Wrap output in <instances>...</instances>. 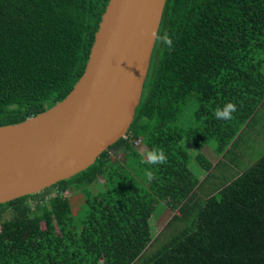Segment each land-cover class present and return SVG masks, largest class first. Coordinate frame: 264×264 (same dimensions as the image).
Segmentation results:
<instances>
[{
	"label": "trees",
	"instance_id": "obj_1",
	"mask_svg": "<svg viewBox=\"0 0 264 264\" xmlns=\"http://www.w3.org/2000/svg\"><path fill=\"white\" fill-rule=\"evenodd\" d=\"M108 2L0 0V125L70 93ZM158 34L173 46L156 42L127 137L72 178L0 204V264H264V154L203 194L264 106V0H167ZM229 101L233 119L217 120L213 110ZM138 140L168 162L141 163ZM71 185L85 198L79 218ZM161 205L175 211L165 239L151 223Z\"/></svg>",
	"mask_w": 264,
	"mask_h": 264
},
{
	"label": "water",
	"instance_id": "obj_2",
	"mask_svg": "<svg viewBox=\"0 0 264 264\" xmlns=\"http://www.w3.org/2000/svg\"><path fill=\"white\" fill-rule=\"evenodd\" d=\"M166 1L109 0L70 93L35 116L0 125V204L72 178L127 136Z\"/></svg>",
	"mask_w": 264,
	"mask_h": 264
},
{
	"label": "rangeland",
	"instance_id": "obj_3",
	"mask_svg": "<svg viewBox=\"0 0 264 264\" xmlns=\"http://www.w3.org/2000/svg\"><path fill=\"white\" fill-rule=\"evenodd\" d=\"M192 150L195 151L193 146ZM136 148L142 153L145 154L148 152L146 145L138 140L135 143ZM204 152L213 162L217 163L221 157L213 152V149L206 146ZM264 154V106L258 111L255 120L247 128V130L242 135L236 149H234L231 154H228L227 158L220 162V166L215 168L212 178H209L206 182V186L203 189V194L206 192H215L216 189L226 185L236 178L239 174L249 168L254 164L260 156ZM115 156V155H114ZM129 161V159H126ZM206 175H201L204 178ZM104 179L100 177L97 181L91 184V189L96 193L99 191L101 185L103 184ZM215 189V190H214ZM70 196L72 206L74 208L75 215L79 218L84 214L85 198L80 189L75 188L74 185L69 186L66 191ZM202 197V194L200 195ZM205 197V196H203ZM35 202L36 199H32ZM38 201V199H37ZM33 205V204H32ZM166 209L163 205L159 206L154 216L151 218V223L153 226V233L156 238L161 236V239H165L170 233L168 229L167 232L162 234L163 230H166L167 222L172 218L175 211L168 210L165 213Z\"/></svg>",
	"mask_w": 264,
	"mask_h": 264
},
{
	"label": "clouds",
	"instance_id": "obj_4",
	"mask_svg": "<svg viewBox=\"0 0 264 264\" xmlns=\"http://www.w3.org/2000/svg\"><path fill=\"white\" fill-rule=\"evenodd\" d=\"M148 35V33H144ZM155 39L171 48L173 46V41L169 35L164 34L160 35L156 31L151 33ZM237 111V105L231 101L225 103L223 106H217L213 110V115L217 120L229 121L233 119V114ZM168 162V156L165 150L161 147H153L150 151L146 152L141 159V163L146 165H164ZM144 176L148 182H152L156 178V174L153 171L152 167H147L144 170Z\"/></svg>",
	"mask_w": 264,
	"mask_h": 264
},
{
	"label": "built area",
	"instance_id": "obj_5",
	"mask_svg": "<svg viewBox=\"0 0 264 264\" xmlns=\"http://www.w3.org/2000/svg\"><path fill=\"white\" fill-rule=\"evenodd\" d=\"M125 137H127V136H125ZM67 193V192H66Z\"/></svg>",
	"mask_w": 264,
	"mask_h": 264
}]
</instances>
